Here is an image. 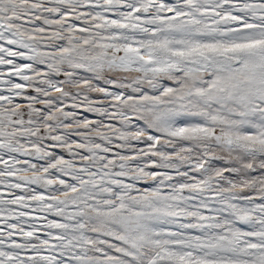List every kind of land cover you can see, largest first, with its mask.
I'll return each mask as SVG.
<instances>
[{
    "label": "snow or ice",
    "instance_id": "snow-or-ice-1",
    "mask_svg": "<svg viewBox=\"0 0 264 264\" xmlns=\"http://www.w3.org/2000/svg\"><path fill=\"white\" fill-rule=\"evenodd\" d=\"M0 264H264V0H0Z\"/></svg>",
    "mask_w": 264,
    "mask_h": 264
}]
</instances>
